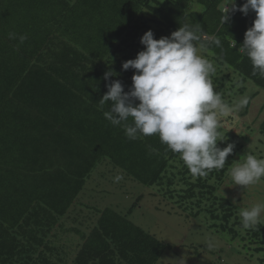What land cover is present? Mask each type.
I'll return each mask as SVG.
<instances>
[{
  "label": "trees",
  "instance_id": "obj_1",
  "mask_svg": "<svg viewBox=\"0 0 264 264\" xmlns=\"http://www.w3.org/2000/svg\"><path fill=\"white\" fill-rule=\"evenodd\" d=\"M224 2L0 0V264H156L172 249L108 206L88 207L94 222L86 232L64 225L100 164L155 185L191 216L206 212L215 232L246 241L264 263V225L243 229L237 207L218 193L229 162L193 177L158 135L129 140L105 119L110 104L99 102L112 80L130 89L135 70L122 63L143 50L147 30L159 39L185 22L220 39L205 55L264 91V78L239 51L255 13L236 11L223 26ZM20 36L27 38L21 43ZM110 70L116 75L106 81ZM258 130L264 136V118ZM59 233L78 244L62 243Z\"/></svg>",
  "mask_w": 264,
  "mask_h": 264
},
{
  "label": "clouds",
  "instance_id": "obj_2",
  "mask_svg": "<svg viewBox=\"0 0 264 264\" xmlns=\"http://www.w3.org/2000/svg\"><path fill=\"white\" fill-rule=\"evenodd\" d=\"M239 11L255 13L252 26L244 34L239 51L247 56L253 67V75L264 78V0H225L220 18L221 25L230 21ZM9 38H16L9 33ZM26 36H20L21 43ZM144 45L134 59L122 63V69H134L128 91L118 79L107 83V92L100 104H110L103 115L113 126H122L129 140L158 135L167 149L177 153L193 177H204L213 169L225 168L227 157L235 145L223 141L219 133L221 117L233 110L247 106L249 100L242 97L234 106H228L222 95L214 90L211 79L214 64L202 54L209 45L220 46L217 37H206L199 25L185 22L170 36L154 38L151 29L140 38ZM234 47L236 45H233ZM116 75L104 73V79ZM233 185L246 188L264 179V157L249 153L243 163L230 170ZM123 177L117 175L115 182ZM243 229H255L264 223V202H257L239 212ZM209 241L207 247L212 249ZM181 264H185L182 261Z\"/></svg>",
  "mask_w": 264,
  "mask_h": 264
},
{
  "label": "rangeland",
  "instance_id": "obj_3",
  "mask_svg": "<svg viewBox=\"0 0 264 264\" xmlns=\"http://www.w3.org/2000/svg\"><path fill=\"white\" fill-rule=\"evenodd\" d=\"M202 54L205 55L203 52ZM205 56L215 66L213 74L218 78L211 76L214 90L222 95L226 105L234 106L242 97L249 100L247 106L221 117L219 128L220 136L224 139L219 141L221 147L228 143H233L235 147L226 159L229 167L218 186V193L229 198L239 213L242 208L264 202V179L243 188L233 185L230 177L231 168L237 163H243L249 153L264 157V136L258 130L259 123L264 118V91L250 80L242 82L238 73L226 66H218L210 55ZM100 165L97 167L99 170H95L87 180V189H83L80 200L71 208L68 213L70 217L62 218L65 226L78 227L86 232L94 222V216L89 213L88 207L108 206L172 246V249L164 251L156 264H181L182 261L185 264H264L261 261L262 253L255 252L251 247L246 248V241L231 239L222 231L215 232L210 227L214 221L206 212L191 216L177 209L175 203L158 193L155 185L138 183L119 173L111 165ZM117 175L123 177L119 182L114 181ZM83 203L84 207H81ZM69 234L59 233L58 237L62 243L75 247L79 238ZM209 241L215 245L212 249L207 247Z\"/></svg>",
  "mask_w": 264,
  "mask_h": 264
}]
</instances>
